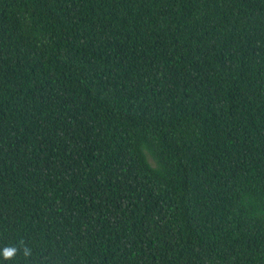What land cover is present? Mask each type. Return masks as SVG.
Segmentation results:
<instances>
[{"label": "trees", "instance_id": "obj_1", "mask_svg": "<svg viewBox=\"0 0 264 264\" xmlns=\"http://www.w3.org/2000/svg\"><path fill=\"white\" fill-rule=\"evenodd\" d=\"M0 264H264V0H0Z\"/></svg>", "mask_w": 264, "mask_h": 264}, {"label": "clouds", "instance_id": "obj_2", "mask_svg": "<svg viewBox=\"0 0 264 264\" xmlns=\"http://www.w3.org/2000/svg\"><path fill=\"white\" fill-rule=\"evenodd\" d=\"M17 252V249L15 247H6L3 251V255L6 259H11L14 257V255L16 254ZM25 256H28L30 253H29V250L26 249L25 250Z\"/></svg>", "mask_w": 264, "mask_h": 264}]
</instances>
